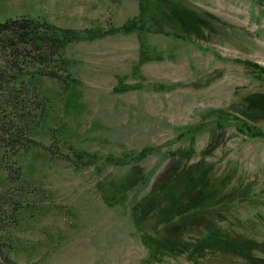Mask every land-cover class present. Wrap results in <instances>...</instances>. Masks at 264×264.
I'll return each mask as SVG.
<instances>
[{
    "label": "rangeland",
    "instance_id": "1",
    "mask_svg": "<svg viewBox=\"0 0 264 264\" xmlns=\"http://www.w3.org/2000/svg\"><path fill=\"white\" fill-rule=\"evenodd\" d=\"M21 15L101 30L142 15L185 38L134 31L73 42L65 56L78 84L68 94L36 78L50 113L35 138L94 160L77 168L22 150L12 163L20 177L12 160L0 162V192L30 197L20 225L0 222L11 260L264 264V137L238 130L245 120L264 131V74L240 61L264 66V0H0V22ZM141 41L150 59L136 74L148 57ZM120 79L140 86L119 92ZM153 198V210L142 207Z\"/></svg>",
    "mask_w": 264,
    "mask_h": 264
},
{
    "label": "trees",
    "instance_id": "2",
    "mask_svg": "<svg viewBox=\"0 0 264 264\" xmlns=\"http://www.w3.org/2000/svg\"><path fill=\"white\" fill-rule=\"evenodd\" d=\"M144 4V2L140 4L141 14L147 12ZM134 31L140 36L147 32H158L185 38L180 33L168 31L162 26L154 28L146 25L142 15L128 20L121 26H111L105 30L61 27L42 16L31 15L10 17L0 22V162L5 159L12 160L6 165L10 173L15 169L16 176L21 175L23 165L18 162L19 165L14 167L12 163H15V158L20 151L28 152L36 147L47 150L52 156L57 155L70 161L77 168L86 167L93 162V155H89L72 143L67 144L68 153H63L56 143L47 145L35 138V133L40 132L44 127L50 113V98L41 95L35 81L38 76L54 78L60 83L64 94H68L78 84V79L71 73V64L65 56V51L70 44L117 33L129 34ZM141 48L143 53L147 52L142 41ZM146 55L148 57L144 58L145 56L141 54L139 61L135 64L136 74L140 73L139 68L142 62L150 59L149 55ZM240 61L264 74V66H258L248 59H240ZM139 86L121 81L115 89L120 92ZM159 86L163 87L162 84ZM261 96L263 95H252L250 99L254 100ZM251 103L253 105L252 101ZM214 112L217 115L215 123L218 126H224L223 121L226 120L223 118L224 111L218 109ZM238 130L247 132L252 137H264V131L252 127L245 120L240 122ZM188 131L193 132L192 129ZM150 149L151 147L142 149L140 156L148 153ZM107 159L114 160L115 158L109 156ZM11 178L9 177L10 180ZM30 185L32 186L33 183L30 182ZM26 194H28L26 190L12 192L7 189L0 192V222L8 217L17 225L21 224V219L29 213L30 197ZM136 199L135 197L134 200ZM155 202L154 198L150 199L147 206L142 204V207L153 210L152 205ZM1 239L3 243L0 253L3 254V263L18 264L11 260L9 250L5 248L9 241L8 238L1 234Z\"/></svg>",
    "mask_w": 264,
    "mask_h": 264
}]
</instances>
